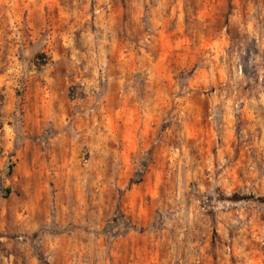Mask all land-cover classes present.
<instances>
[{
    "label": "rangeland",
    "instance_id": "obj_1",
    "mask_svg": "<svg viewBox=\"0 0 264 264\" xmlns=\"http://www.w3.org/2000/svg\"><path fill=\"white\" fill-rule=\"evenodd\" d=\"M0 264H264V0H0Z\"/></svg>",
    "mask_w": 264,
    "mask_h": 264
},
{
    "label": "clouds",
    "instance_id": "obj_2",
    "mask_svg": "<svg viewBox=\"0 0 264 264\" xmlns=\"http://www.w3.org/2000/svg\"><path fill=\"white\" fill-rule=\"evenodd\" d=\"M250 14H251V9H249V16H250ZM254 24H255V20L250 18L249 19V28L251 29L252 25H254ZM50 259H52V260L56 259L54 250H52V254L50 256Z\"/></svg>",
    "mask_w": 264,
    "mask_h": 264
}]
</instances>
